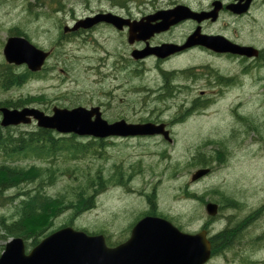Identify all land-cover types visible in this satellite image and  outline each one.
Listing matches in <instances>:
<instances>
[{"label": "rangeland", "instance_id": "374dc122", "mask_svg": "<svg viewBox=\"0 0 264 264\" xmlns=\"http://www.w3.org/2000/svg\"><path fill=\"white\" fill-rule=\"evenodd\" d=\"M128 4L134 14L144 15L165 8L168 0H130ZM109 6L108 2L99 0H0V70L8 64L3 49L13 34L25 35L37 46L53 50L41 74L8 90L0 87V103L11 105L26 100L16 108L30 105L44 110L103 100L107 102L109 121L121 115L134 123L176 114L186 94L189 100L186 105H191L204 83L202 71L196 67L211 60L207 56L192 54L167 65L194 66L190 77L178 76V79L196 81L184 83L190 85L189 92L163 102L152 91L148 92L160 83L152 60L146 62L140 78L128 76L125 85L114 80L111 65L122 53L129 52V44L118 36L102 31L96 38H64L63 26L70 25L76 16ZM231 26L234 29V23ZM102 60L107 68L101 64ZM211 61L224 71H234L230 61ZM12 66L17 73L27 69L25 65ZM251 78L254 74L243 77L246 81L234 86L231 96L216 101L205 111L191 113L185 121L183 118L182 124L170 130L171 142L162 136L116 140L109 144L96 140V150L79 157L64 151L55 157L18 159V164L34 174L30 178L33 181L28 179L18 187L0 192V219L13 221L18 202L40 185L48 195L65 199L74 200L77 193L83 192L95 196L94 207L78 215L74 208H64L50 212L49 217L38 218L34 223L47 227L39 241L66 223L91 233L107 230L117 237L122 224L133 221L136 214L157 210L192 233L206 228L208 237L216 241L244 240L241 243L248 252H253L255 259L249 263L234 257V264H264V85L249 82ZM37 128L34 121L11 130L18 133ZM92 139L77 138L83 143ZM198 152L209 160V166L195 160ZM1 162L11 164L12 158L0 155ZM203 167L212 168L211 172L193 181L192 175ZM120 169L137 173L132 180L106 179ZM38 171L42 177L50 173L52 178L42 185L40 176L36 175ZM207 202L220 206L214 219L206 212ZM12 238H0V255ZM27 242L30 244L31 240ZM229 257V252L223 253L210 264H229Z\"/></svg>", "mask_w": 264, "mask_h": 264}, {"label": "flooded vegetation", "instance_id": "af4514ba", "mask_svg": "<svg viewBox=\"0 0 264 264\" xmlns=\"http://www.w3.org/2000/svg\"><path fill=\"white\" fill-rule=\"evenodd\" d=\"M99 1H106L111 7H100L98 10H93L85 16H76L73 21H71L70 25L63 26V34L65 35L64 38L68 39H76L78 37L90 39L96 38V36L102 31H107L108 33L118 36V38L121 39L123 43L126 44L127 42L129 44V52L122 53V55L117 57L116 62L110 67V70L113 69V73L115 75L114 80L118 79L121 81V83L118 85H125L128 76L140 78L142 72L146 70V62L148 60H152L154 62L153 69L159 75L158 77L160 78V83L156 87H151L148 92L152 91V93L162 99L163 102H168V100L174 98L177 94L189 92L188 89L190 88V85H185V82L196 81L193 78L188 80L185 79L183 81L178 79V76L190 77L192 73L191 69L194 66L185 67L183 64L181 66L169 65L168 67V64H175L179 60H183L192 54H201L207 56V58H210L211 60H226L230 61L231 64L234 65V71L228 72L224 71L222 68H220L219 64L214 63L211 60L203 62V64L199 65L200 67H196V69H200L202 71L201 78L204 79V83L202 85L203 87L199 90V95L196 96L191 105H186V102L189 101L188 98H186V94L185 99L182 100V106L176 109V114H172L167 118H163L162 116L150 117V119L145 122H154L157 124L164 123L166 129L174 130L176 126L182 124L188 117H190L191 113H195L198 110L205 111L216 101L225 99L227 96H231L230 93L234 92V86L241 85L242 81H246L243 79V77H248L249 75L254 74V78H251L249 82L264 85V75H262L264 73V0H168V5L165 8H159L155 11L145 13L144 15H137L133 13L135 11L133 10L131 4H128L130 0ZM216 1H220L221 8L215 17L214 15H210V17L199 20L198 18L188 16L176 23L169 25L166 30L160 33H155L147 40H135L132 43L129 42V34L131 29L130 23L150 21L152 25H156L161 21V19H153L152 15L156 14L160 10L175 9L179 6L188 7L196 12H211L214 10V3ZM233 3L234 6L239 3L242 5L247 4V10L241 13L235 10L233 12L230 8H228V6ZM102 13H112L117 16L118 19L128 20L129 23L123 24L122 27H117L113 23L102 21L92 25L91 27L79 26L76 28L77 24L83 21L85 18L94 17ZM232 23H234V29H231ZM65 27L70 28L66 31ZM245 28L246 31H244ZM195 32L211 36H223L234 44L253 47L256 53L254 55L247 56L231 52H218L206 46L194 44L178 50L166 57L150 55L144 58H135L133 56V52L135 50H142L147 47L148 44L152 46H159L162 44H172L179 47L184 46L187 44L189 37ZM11 36H24L30 40L27 36L22 34H13ZM34 45L37 46V44ZM37 47L43 49L39 46ZM43 50L49 51L50 56L53 54L52 49L46 48ZM105 63L106 61L102 60L101 64L107 68ZM235 67H237V69ZM43 69L41 71L31 73L29 78L41 74ZM106 103V101L100 100L99 102L92 103L90 105L78 106H84L88 109L98 107L102 117L108 120L106 117L108 111ZM27 107L35 106L28 105ZM54 107L52 109H39L44 111L46 114L51 115L53 113ZM183 118L184 121H182ZM121 119L125 118L119 115L116 116V119L108 121L115 122ZM56 136L58 138L68 137L67 135L62 136L58 134ZM141 137L142 136H115L103 139L102 142L104 144H109V142L115 143L114 141L116 140H132L140 139ZM136 173L135 171H128L125 173V170L120 169L116 171L115 174L108 176L109 178L106 179L113 178L115 182H119L121 180L124 181L125 179L132 180L134 174L136 175ZM232 211L234 212V206L232 207ZM217 215L209 216L211 219H214L217 217ZM145 216L163 217L171 221L172 224L180 231L190 233V231L185 229L182 224L175 222L171 217L159 213L157 210H147L141 215L136 214L133 221L122 224V228L120 229L121 232L117 234V237H112V233L107 230L94 233L88 231V233L103 234L106 244L109 248L126 245L125 253L123 254L127 257L133 256L135 254L141 264H168L167 262L169 258L174 257V249L172 246L169 247V245L180 243V240L161 239L159 237L160 234L158 233L153 239L138 238L131 241L134 228L137 226L138 221ZM207 225L208 222H206L205 227H207ZM201 230H206V228ZM161 235L168 236L169 232L162 233ZM209 240L211 246V257L205 264H210L213 259L227 252L230 253L229 264H234V257L242 262H249L251 259H255L253 252H248L246 246L241 243V241L244 240L233 238L230 241H216L210 237ZM41 241L31 240L30 244L26 241V252L28 253L31 251ZM130 241L133 245H135V247L127 246ZM28 246H32V248L28 249ZM226 247H229V250L223 249Z\"/></svg>", "mask_w": 264, "mask_h": 264}, {"label": "water", "instance_id": "95a60500", "mask_svg": "<svg viewBox=\"0 0 264 264\" xmlns=\"http://www.w3.org/2000/svg\"><path fill=\"white\" fill-rule=\"evenodd\" d=\"M214 6V10L211 12H196L184 6L160 10L152 15L153 19H161L156 25H152L150 21L130 23L129 42L147 40L155 33L166 30L169 25L188 16L199 20L210 17V15L215 17L221 8L220 1H216ZM228 8L233 12L235 10L241 13L247 10V4L239 3L234 6L233 3ZM102 21L113 23L117 27L129 23L128 20L118 19L112 13H102L85 18L77 24L76 28L79 26L91 27ZM69 28L65 27V30L67 31ZM194 44H200L218 52H231L247 56L256 53L253 47L234 44L223 36H211L195 32L184 46L179 47L172 44L152 46L148 44L142 50H135L133 56L135 58H144L150 55L166 57ZM3 53L9 64L27 65L28 69L33 72L40 71L50 55L49 51L38 48L24 36L8 37ZM0 112L2 114L1 127L27 125L35 120L39 128L54 130L60 134H76L99 139L115 136L162 135L169 142L173 140L170 130L166 129L164 123H132L125 119L109 122L102 117L98 107L88 109L84 106L73 108L56 106L53 109V114L49 115L35 107L18 109L2 106ZM209 172L210 168H200L192 175V180H199ZM218 209L219 206L215 202L206 204V211L211 216H215ZM167 232H169L168 236L161 235ZM158 233L161 239L181 241L169 245L174 249V257L169 258L168 264H205L211 257L210 240L207 238L206 230L198 233L182 232L171 221L159 216H145L139 220L133 230L131 241L138 238L153 239ZM131 241L127 246L135 247ZM125 246L109 248L103 234L89 235L83 230L65 226L46 236L28 253L26 252L25 239L21 236L13 237L6 243L5 249L0 255V264H141L135 254L130 257L123 254L125 253Z\"/></svg>", "mask_w": 264, "mask_h": 264}, {"label": "trees", "instance_id": "16d2710c", "mask_svg": "<svg viewBox=\"0 0 264 264\" xmlns=\"http://www.w3.org/2000/svg\"><path fill=\"white\" fill-rule=\"evenodd\" d=\"M31 73L33 72L28 69L23 73H17L12 65L6 64L3 69L0 70V87L8 90L14 86H20L29 79ZM25 101L26 100H20L11 105L0 103V106L20 107ZM77 138L78 136L74 134L68 137L58 138L52 130L44 128L13 133L11 127H0V155L12 158L11 164L5 162L0 163V192L2 193L10 188L18 187L21 182L33 181L30 178L34 174L17 163L20 158L55 157L64 151L70 153L72 156L79 157L81 154L96 150V147H94V145H97L96 140L92 139L87 143H83L78 141ZM195 160L202 166H209V160L205 158L202 152H198ZM35 170L37 169L35 168ZM36 175L40 176L39 179L42 185L48 183L52 178L50 173L46 177H42V172L40 171H38ZM97 183L100 184L99 182ZM226 197L227 196H225V198ZM65 202L67 204H65ZM94 205L95 196L93 194L89 195L79 192L74 200L65 199L64 196L54 197L48 195L40 185L37 189L27 193V196L18 202L16 217L13 221L7 222L4 219H0V231L3 233H0V238H6L7 236H22L27 241H38V239H40L39 236H41L47 228L40 226L42 223H34L38 218L46 217L50 212L63 211L64 208L70 207L74 208L75 214L78 215L94 207ZM66 225H68V223H66Z\"/></svg>", "mask_w": 264, "mask_h": 264}, {"label": "bare ground", "instance_id": "6f19581e", "mask_svg": "<svg viewBox=\"0 0 264 264\" xmlns=\"http://www.w3.org/2000/svg\"><path fill=\"white\" fill-rule=\"evenodd\" d=\"M10 135V134H9ZM26 197V196H25ZM247 221V220H246ZM245 224H246V222H245ZM243 225V224H242ZM242 228V227H241ZM241 228H239V230L241 229ZM242 230V229H241ZM243 231V230H242ZM245 231V230H244Z\"/></svg>", "mask_w": 264, "mask_h": 264}]
</instances>
